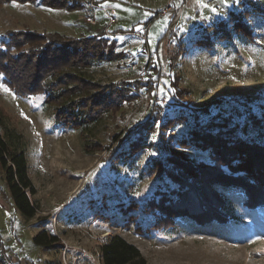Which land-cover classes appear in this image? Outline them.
<instances>
[{
	"label": "rangeland",
	"instance_id": "rangeland-1",
	"mask_svg": "<svg viewBox=\"0 0 264 264\" xmlns=\"http://www.w3.org/2000/svg\"><path fill=\"white\" fill-rule=\"evenodd\" d=\"M63 1L84 7L88 0ZM97 1L116 17L110 29L130 33L112 36L117 58L81 69L94 82L125 90L119 98L123 101L101 120L82 129L64 126L43 94L21 97L0 73V110L5 125L22 135L35 187L28 195L38 203L36 214L24 218L0 169L2 263L103 264L101 244L120 234L152 264H264V210L244 208V194L235 188L219 189L235 217L219 228L180 218L174 224L155 225V214L145 209L156 189L175 186L156 172L153 159L177 153L197 165L211 161L206 150L180 142L194 125L190 107L209 104V114L199 115L202 121L220 113L242 123L249 108L258 115L264 112V0ZM82 5L67 9L2 2L0 37L27 27L76 36L101 31L106 18L99 10L98 23L88 25L80 17ZM144 24L147 42L130 32ZM171 80L189 90L190 107L169 102ZM215 100H222L220 106L210 105ZM147 116L150 128L155 126L148 133V145L117 159L116 153L128 143L122 140L141 128ZM177 117L184 119L158 127ZM246 135L256 136V130ZM134 201L137 207L128 206ZM41 230L57 236L59 245L36 244L33 238Z\"/></svg>",
	"mask_w": 264,
	"mask_h": 264
},
{
	"label": "trees",
	"instance_id": "trees-1",
	"mask_svg": "<svg viewBox=\"0 0 264 264\" xmlns=\"http://www.w3.org/2000/svg\"><path fill=\"white\" fill-rule=\"evenodd\" d=\"M2 2H34L67 9L82 5L63 0H0V4ZM243 29L245 34L251 35L248 26ZM114 48L115 39L106 36L103 30L76 36L58 30L13 29L0 37V73L3 81L21 97L43 94L45 102L55 105L57 122L82 129L101 120L125 95V90L113 83L94 82L81 70L94 61L117 58L119 54H114ZM172 82L169 102L173 106L190 107L189 90ZM158 84V80H154V89ZM142 88L146 89L140 86ZM221 102L215 100L210 105L220 106ZM208 106L190 107L194 125L180 142L206 150L210 163L193 164L177 153L151 161L159 175H166L175 184L167 190L156 189L157 196L145 205V209L155 214V225L174 224L178 218L189 219L198 226L227 225L235 217L221 188L242 192L244 208L264 210V112L258 115L249 108L242 123L233 121L230 114L220 113L202 121L199 115L209 114ZM4 116L0 110V169L16 209L24 218H32L38 211V203L28 195L35 193V187L29 176L22 135L5 125ZM149 119L147 116L141 128H135L127 140H122L128 143L116 153L117 159L132 156L148 145V133L155 128H150ZM177 119L184 117L167 118L158 127L168 128ZM249 129H255L256 136L246 135ZM239 131L243 135L238 134ZM128 206L137 207V204L134 201ZM128 206L125 211L129 210ZM33 240L44 248L59 245L57 236L45 230L38 232ZM100 256L103 264H152L135 244L120 234L112 235L101 244ZM0 264H3L1 256Z\"/></svg>",
	"mask_w": 264,
	"mask_h": 264
},
{
	"label": "built area",
	"instance_id": "built-area-1",
	"mask_svg": "<svg viewBox=\"0 0 264 264\" xmlns=\"http://www.w3.org/2000/svg\"><path fill=\"white\" fill-rule=\"evenodd\" d=\"M100 10V13L106 18L107 23L103 27V32L106 36L112 37L114 35L119 34H130L126 32H118L116 30L110 29V27L116 23V17L111 13V11L108 10L107 7L100 4L97 0H88L86 4L83 7V10L81 11V19L85 21L88 25H96L99 21L98 19V12ZM147 30H148V24H144L143 26H140L136 29L134 32L137 36H139L144 42H147Z\"/></svg>",
	"mask_w": 264,
	"mask_h": 264
},
{
	"label": "snow or ice",
	"instance_id": "snow-or-ice-1",
	"mask_svg": "<svg viewBox=\"0 0 264 264\" xmlns=\"http://www.w3.org/2000/svg\"><path fill=\"white\" fill-rule=\"evenodd\" d=\"M224 2L226 3V2H227V0H224ZM213 11H215V9H213ZM137 195H139V193H137Z\"/></svg>",
	"mask_w": 264,
	"mask_h": 264
}]
</instances>
